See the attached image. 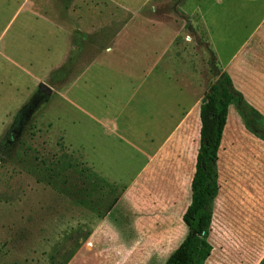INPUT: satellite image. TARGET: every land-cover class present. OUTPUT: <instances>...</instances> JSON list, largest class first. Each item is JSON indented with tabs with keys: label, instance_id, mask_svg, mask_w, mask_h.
Masks as SVG:
<instances>
[{
	"label": "rangeland",
	"instance_id": "1",
	"mask_svg": "<svg viewBox=\"0 0 264 264\" xmlns=\"http://www.w3.org/2000/svg\"><path fill=\"white\" fill-rule=\"evenodd\" d=\"M250 1L0 0V264L146 259L92 236L122 191L110 180L128 182L200 102L247 34ZM233 134L248 136L231 114Z\"/></svg>",
	"mask_w": 264,
	"mask_h": 264
},
{
	"label": "crops",
	"instance_id": "2",
	"mask_svg": "<svg viewBox=\"0 0 264 264\" xmlns=\"http://www.w3.org/2000/svg\"><path fill=\"white\" fill-rule=\"evenodd\" d=\"M250 2L254 15L249 14L247 34L220 66L245 101L264 117V0ZM230 113L245 130L230 105L217 150L218 192L207 238L212 250L204 264H258L264 256V140L246 130L248 136H224ZM180 116L176 127L163 134L162 143L145 154L143 167L128 182L111 178V183L122 185L108 213L111 225L92 234L101 241L109 238L105 243L117 252L126 245L143 254L146 259L141 256L139 264L152 263L151 254L168 253L166 261L187 232L182 217L195 172L197 151L191 139H199V103ZM100 125L103 137L124 141L114 131L115 124ZM86 163L95 171L92 159L86 158ZM128 221L131 229L123 230L122 222Z\"/></svg>",
	"mask_w": 264,
	"mask_h": 264
},
{
	"label": "trees",
	"instance_id": "3",
	"mask_svg": "<svg viewBox=\"0 0 264 264\" xmlns=\"http://www.w3.org/2000/svg\"><path fill=\"white\" fill-rule=\"evenodd\" d=\"M211 53L214 58L215 55ZM215 75V80L210 83L199 102V146L190 186V203L182 217L187 232L164 264H204L210 255L212 248L207 238L214 199L218 192L217 150L226 123L228 107L234 106L246 131L264 140V117L233 87L226 72L217 71ZM195 140L196 137L193 142ZM258 264H264V256Z\"/></svg>",
	"mask_w": 264,
	"mask_h": 264
},
{
	"label": "water",
	"instance_id": "4",
	"mask_svg": "<svg viewBox=\"0 0 264 264\" xmlns=\"http://www.w3.org/2000/svg\"><path fill=\"white\" fill-rule=\"evenodd\" d=\"M41 91H42L44 94H50V93H51V89H50L47 85H42V86H41Z\"/></svg>",
	"mask_w": 264,
	"mask_h": 264
}]
</instances>
